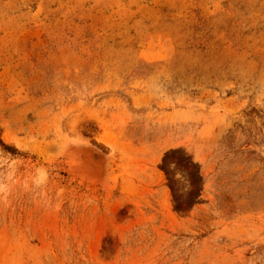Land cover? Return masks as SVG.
I'll return each instance as SVG.
<instances>
[{"label": "rangeland", "instance_id": "374dc122", "mask_svg": "<svg viewBox=\"0 0 264 264\" xmlns=\"http://www.w3.org/2000/svg\"><path fill=\"white\" fill-rule=\"evenodd\" d=\"M0 264H264V0H0Z\"/></svg>", "mask_w": 264, "mask_h": 264}, {"label": "bare ground", "instance_id": "6f19581e", "mask_svg": "<svg viewBox=\"0 0 264 264\" xmlns=\"http://www.w3.org/2000/svg\"><path fill=\"white\" fill-rule=\"evenodd\" d=\"M96 147L87 140L66 139L58 156L63 158L60 163L65 164L72 180L92 190L108 192L116 186L118 175L113 169L112 153Z\"/></svg>", "mask_w": 264, "mask_h": 264}, {"label": "water", "instance_id": "95a60500", "mask_svg": "<svg viewBox=\"0 0 264 264\" xmlns=\"http://www.w3.org/2000/svg\"><path fill=\"white\" fill-rule=\"evenodd\" d=\"M95 146V145H94ZM96 148H98V147H96ZM99 149V148H98ZM101 150V149H100Z\"/></svg>", "mask_w": 264, "mask_h": 264}]
</instances>
